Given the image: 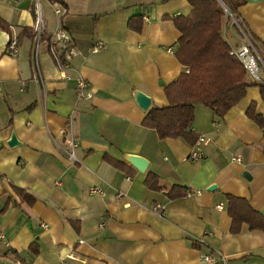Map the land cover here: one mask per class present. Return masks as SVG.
Listing matches in <instances>:
<instances>
[{
    "label": "crops",
    "instance_id": "crops-1",
    "mask_svg": "<svg viewBox=\"0 0 264 264\" xmlns=\"http://www.w3.org/2000/svg\"><path fill=\"white\" fill-rule=\"evenodd\" d=\"M46 2L54 11L66 9L61 24L78 48L65 72L54 63L49 39L38 43L35 36V0H0V16L11 28H0V264H61L73 257L87 264H208L202 255L215 251L228 264H264V231L245 224L232 233L227 200L228 194L245 197L264 215V130L247 115L256 102L264 116L259 86L248 87L223 117L196 106L192 129L205 138L200 160L190 158L194 145L185 139H162L143 125L151 107L168 103L165 86L188 79L175 55L181 33L173 20L190 13L188 0ZM43 6L50 35L59 19L52 27ZM239 12L264 42V0H246ZM133 15L143 17L141 31L128 28ZM24 27L30 30L18 42ZM224 34L231 47L243 41L234 22ZM79 76L90 82L92 98L77 100ZM137 91L151 97L147 111ZM71 115L77 163L58 146ZM13 132L20 143L10 146ZM131 155L148 161L145 171L130 163ZM236 155L243 161H233ZM107 156L134 167L135 175ZM149 172L159 175L162 190L148 189ZM178 186L187 195L169 198ZM156 204L163 214L153 210Z\"/></svg>",
    "mask_w": 264,
    "mask_h": 264
},
{
    "label": "trees",
    "instance_id": "trees-1",
    "mask_svg": "<svg viewBox=\"0 0 264 264\" xmlns=\"http://www.w3.org/2000/svg\"><path fill=\"white\" fill-rule=\"evenodd\" d=\"M191 11L186 15L173 16L176 28L181 33L175 52L178 61L189 69L188 79L178 78L165 86L168 103L164 106L151 107L143 120V125L157 131L160 138H183L194 145L200 135L193 131L196 118V106L203 105L223 117L246 95L248 87L259 86L264 99V82L255 80L239 58L232 53V47L224 34L226 10L240 20L239 7L246 0H188ZM144 19L133 15L128 20V28L141 31ZM63 27V26H62ZM0 28L11 33L10 24L0 16ZM65 28V27H63ZM243 28L257 42L264 52V42L253 35L243 23ZM66 29V28H65ZM30 30L24 27L18 36ZM36 36V34H35ZM50 35L42 36L41 41ZM247 115L264 130V116L258 110L257 103L252 102ZM108 162L117 166L129 175H135L136 169L107 156ZM145 184L148 189L162 190L160 177L149 172ZM23 197L25 190L15 188ZM188 189L183 186L173 187L168 196L171 199L185 197ZM34 201V196L29 195ZM228 211L232 217L231 232L239 233L243 225L251 230L264 231V215L256 210L245 197L228 194ZM30 253H39L37 244H32Z\"/></svg>",
    "mask_w": 264,
    "mask_h": 264
},
{
    "label": "built area",
    "instance_id": "built-area-1",
    "mask_svg": "<svg viewBox=\"0 0 264 264\" xmlns=\"http://www.w3.org/2000/svg\"><path fill=\"white\" fill-rule=\"evenodd\" d=\"M35 11L37 14L35 22V32L37 36L38 43L41 41L42 36L46 33L43 24L42 17V0H35ZM66 13V9L60 7H55V14L58 16L59 23L58 27L50 34V38L47 41V45L54 60V63L62 72L70 69V61L78 53V48L70 35V33L62 27L61 16ZM232 15V14H231ZM233 16V15H232ZM234 17V16H233ZM236 23L242 34L243 41L238 45L232 47V53L236 55L239 60L243 63L245 68L250 72L251 76L255 80L263 81L262 73L264 72V52H261L257 42L252 38V36L243 28V21L236 19L233 20ZM8 48L10 52L17 53V41L10 40L8 43ZM171 50V49H170ZM93 92L91 84L89 81L85 80L82 76L76 79V98L77 100L92 98ZM205 138L200 136L193 146L190 153V158L192 160H200L205 156V150L203 148V143ZM60 149L64 152L67 158L74 162H80L76 154V149L79 147V142L75 136L74 132V118L73 115L67 123L66 128L63 130V141L58 144ZM233 161L242 162L243 158L241 155H236L232 157ZM101 191L100 188H95L94 192ZM122 194V192H121ZM153 210L157 214H163L164 208L161 204H156ZM48 226V224H44ZM202 261L208 264H228L227 257L220 251H215L212 253L202 255ZM73 262H68L62 260L61 264H87L86 259L80 257H73Z\"/></svg>",
    "mask_w": 264,
    "mask_h": 264
},
{
    "label": "water",
    "instance_id": "water-1",
    "mask_svg": "<svg viewBox=\"0 0 264 264\" xmlns=\"http://www.w3.org/2000/svg\"><path fill=\"white\" fill-rule=\"evenodd\" d=\"M135 98H136L138 104L140 105V107L142 109H144L145 111H147L149 109L150 104H151V97L150 96H148L147 94H145L142 91H137L135 94ZM18 143H20V142L17 139L16 133L13 132L9 141H8V144L10 146H14ZM128 160L130 161V163L133 166H135L140 171H145V169L148 165V161L139 155H131L128 157ZM244 176H246L248 178L247 172L244 173ZM216 187H217L216 185H212L208 189L213 190Z\"/></svg>",
    "mask_w": 264,
    "mask_h": 264
},
{
    "label": "rangeland",
    "instance_id": "rangeland-1",
    "mask_svg": "<svg viewBox=\"0 0 264 264\" xmlns=\"http://www.w3.org/2000/svg\"><path fill=\"white\" fill-rule=\"evenodd\" d=\"M42 4L44 5L42 6L45 8V10H47V12L50 15V20H49L50 25L52 27L55 26L57 24V15L55 14V11L50 7V5L48 4V2H46V0H43ZM223 6L226 10V20H225V27H224V33H225L226 26L233 22L234 17L231 15L230 10L225 6L224 3H223ZM232 43H235L234 39H232Z\"/></svg>",
    "mask_w": 264,
    "mask_h": 264
}]
</instances>
